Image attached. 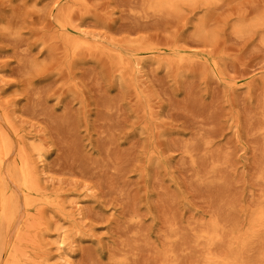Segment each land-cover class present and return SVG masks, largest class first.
I'll return each mask as SVG.
<instances>
[{"label": "rangeland", "instance_id": "374dc122", "mask_svg": "<svg viewBox=\"0 0 264 264\" xmlns=\"http://www.w3.org/2000/svg\"><path fill=\"white\" fill-rule=\"evenodd\" d=\"M2 117L49 201L0 264H205L215 222L264 264V0H0Z\"/></svg>", "mask_w": 264, "mask_h": 264}, {"label": "bare ground", "instance_id": "6f19581e", "mask_svg": "<svg viewBox=\"0 0 264 264\" xmlns=\"http://www.w3.org/2000/svg\"><path fill=\"white\" fill-rule=\"evenodd\" d=\"M158 5L173 4L175 0H154ZM16 131L7 117L0 122V257L4 249L7 258L12 259L23 246V236L27 233L22 222L27 224L29 218L18 222L20 200L28 207L38 201H49L39 182V171L36 161L27 151L16 152L12 138ZM24 147H22V150ZM34 222H44L43 212L34 216ZM221 226L215 222L212 229L205 230L200 243L204 247L205 264H263L248 261L244 258V248L247 240L244 234H231L228 240L230 253L219 254L215 246L225 240V234L220 231ZM264 228V207L256 214L252 221V233ZM159 264H169L162 257Z\"/></svg>", "mask_w": 264, "mask_h": 264}]
</instances>
